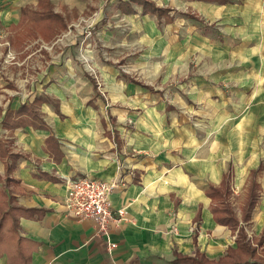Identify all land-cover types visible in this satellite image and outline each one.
Wrapping results in <instances>:
<instances>
[{
    "label": "crops",
    "instance_id": "0c3cea01",
    "mask_svg": "<svg viewBox=\"0 0 264 264\" xmlns=\"http://www.w3.org/2000/svg\"><path fill=\"white\" fill-rule=\"evenodd\" d=\"M11 1L9 8H0V21L8 27L60 22L38 15L39 6L43 8L38 0H27L25 4ZM190 1L197 11L190 15L198 13L199 23L206 29L214 25L216 28L220 22L231 26L241 18L243 25L250 26L251 21L255 27L236 31L242 39L250 35V28L258 27L261 19L254 4L248 5L242 16H236V0H225L227 4ZM171 10L181 14L176 8ZM170 19L174 23L175 19ZM219 37L222 43L226 35L220 32ZM26 40L32 44L44 41L39 35ZM252 51L256 52L245 48L234 53L249 59ZM214 56L219 58L220 54ZM117 68L114 62H106L101 69L111 89L119 77V85H129L132 90L125 94L121 87L115 88L107 104L95 79L85 73L93 92L85 100L47 93L16 108H7L17 112L24 106H36L40 120L46 124L37 129L29 119L28 126L5 129L10 138L0 135L11 154L17 156L15 160L0 159V179L5 181L0 189L1 209L8 212L19 207L44 212L31 217L16 215L19 236L38 244L30 264H175L177 253L190 258L195 250L210 261H218L229 249L238 248L237 232L217 223L213 208L219 202H213L208 191L220 187L231 171L233 196L229 202L234 209L236 188L245 189L244 204L240 211L235 209L236 216L242 219L252 172L261 166L258 203L245 230L253 242L263 240L259 252H264V210L261 219L255 216L259 204H264V83L253 84L259 87L252 97L253 107L240 122L225 125L224 117L209 124L212 129L201 130L197 123L182 117V108L188 105L180 98L170 101L167 93H162L164 89L156 90ZM253 78L258 81L256 75L246 80ZM137 87L160 96L158 100L147 94L140 96ZM42 97L52 103H38L36 100ZM110 118L116 123L112 125ZM6 164L12 168L10 174ZM76 177L120 183L109 205L114 212L125 210L126 217L124 222L110 226V237L100 234L96 221H79L70 216L66 207L67 182ZM252 225L255 228L250 231ZM10 226L9 218L4 231ZM110 243L116 245L113 250L108 249ZM12 253L7 251L0 264H7Z\"/></svg>",
    "mask_w": 264,
    "mask_h": 264
},
{
    "label": "rangeland",
    "instance_id": "374dc122",
    "mask_svg": "<svg viewBox=\"0 0 264 264\" xmlns=\"http://www.w3.org/2000/svg\"><path fill=\"white\" fill-rule=\"evenodd\" d=\"M15 1L17 4L27 2ZM147 1L160 9L176 8L181 14L170 10L169 15L175 19L171 24L166 14L150 16L136 0L130 1L132 14L136 15L132 17L123 16L120 0H38L43 8L39 6L37 14L48 17L57 14L58 24L8 27L0 21V135L6 139L11 137L2 122L12 111H7L8 106L16 108L47 93L53 97L74 96L83 100L92 96L85 73L95 79L106 104L115 88L121 87L122 92L129 94L132 88L120 86L119 77L111 89L101 71L106 62H114L120 71L156 90L164 89L162 93H167L170 101L180 98L188 105L182 108V117L197 123L201 130L212 129L208 125L224 117H227L225 125L240 122L253 107L252 97L259 88L253 84L264 83V0H236V16H242L247 6L254 4L255 13L261 18L257 28H250L248 39L238 37L236 31L255 27L251 21L250 26L243 25L241 18L231 26L220 22L216 28L214 25L206 29L199 23L198 13L190 15L196 11L190 0ZM12 5L11 0H2L0 8ZM220 32L226 35L222 43ZM35 35L45 42H26V37L31 39ZM247 42L252 46L246 45ZM245 48L256 50L252 51V58L234 53ZM218 53L219 58L214 56ZM253 75L258 81L256 78L246 80ZM189 77L193 78L188 80ZM136 89L140 96L147 94L157 100L160 96ZM248 99L252 101L243 104ZM20 118L26 120L25 116ZM110 121L112 125L116 123L111 118ZM7 141L12 146V142ZM4 184L1 178L0 189ZM236 192L234 206L238 212L244 204L245 189L236 188ZM262 210L264 204H259L256 219H261ZM252 227L255 225L250 231Z\"/></svg>",
    "mask_w": 264,
    "mask_h": 264
},
{
    "label": "trees",
    "instance_id": "16d2710c",
    "mask_svg": "<svg viewBox=\"0 0 264 264\" xmlns=\"http://www.w3.org/2000/svg\"><path fill=\"white\" fill-rule=\"evenodd\" d=\"M131 0L126 2H120V9L124 11L123 13L132 14L134 11L130 9ZM219 2L221 4H227L228 1L225 0H212ZM140 5L144 6V10L150 16H157L166 14L167 19H173L169 15V9H160L153 2L147 0H136ZM46 19H57L60 20V17L57 14H54L50 17L41 15ZM160 17V16H159ZM54 22V21H53ZM38 103L48 102L52 103L47 97L39 98ZM25 116L26 120H22L20 117ZM18 117V118H16ZM29 119L32 121V125L37 129H43L46 127L44 121H41L39 118V113L36 112L34 106L23 107L19 111H10L7 113V116L4 120V126L10 130L14 131L15 128L20 126H28L30 123ZM53 138L49 139L48 144L50 146ZM13 159L17 158L11 154V151L8 149L6 143L0 139V159ZM7 165V174H10L12 168L9 164ZM262 166L259 167L256 171L252 172L251 184L246 199V204L242 209V219H239L236 216L235 209L230 204L229 200L233 196V190L231 188L233 181V173L231 171L225 176L222 184L218 188H211L208 191L209 197L214 201L219 202L217 206L213 208V214L218 224L227 226L231 231L237 232L236 243L237 249H229L227 254L220 258L218 261H210L204 255L200 254L198 250H195L193 256L190 258L183 257L177 253L175 264H264V252H259V248L263 245V240H255L254 242L248 237L247 231L245 230V225H248L252 220V214L254 209L257 206L258 192L259 187L257 184V179L261 173ZM44 212L37 210H25L19 207H12L8 212H4V209L0 207V259L5 253L13 252L8 260L7 264H30L32 259V254L38 248V244L30 242L19 236L18 233V219L16 215L23 214L25 216L31 217L37 214H43ZM10 218L11 226L8 230L4 231L5 222Z\"/></svg>",
    "mask_w": 264,
    "mask_h": 264
},
{
    "label": "built area",
    "instance_id": "2783aa9c",
    "mask_svg": "<svg viewBox=\"0 0 264 264\" xmlns=\"http://www.w3.org/2000/svg\"><path fill=\"white\" fill-rule=\"evenodd\" d=\"M118 186V181H101L91 177L68 180L69 199L66 207L70 216L79 221H96L100 234L110 237V226L124 222L126 217L125 210L114 212L109 205L110 196ZM115 247V244L110 243L108 249L113 250Z\"/></svg>",
    "mask_w": 264,
    "mask_h": 264
}]
</instances>
